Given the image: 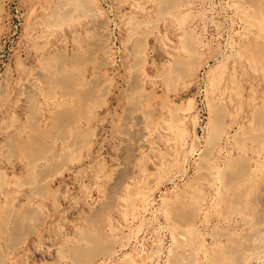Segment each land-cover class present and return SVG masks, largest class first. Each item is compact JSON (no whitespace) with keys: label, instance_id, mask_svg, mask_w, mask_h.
<instances>
[{"label":"rangeland","instance_id":"rangeland-1","mask_svg":"<svg viewBox=\"0 0 264 264\" xmlns=\"http://www.w3.org/2000/svg\"><path fill=\"white\" fill-rule=\"evenodd\" d=\"M61 1L0 0V213L12 212L0 225L13 232L1 234L0 264H264V13L247 0ZM52 62L88 101L45 87ZM73 102L81 112L48 139L52 114ZM33 123L51 152L34 147L32 164L8 138L28 139ZM99 231L101 246L83 238Z\"/></svg>","mask_w":264,"mask_h":264},{"label":"bare ground","instance_id":"bare-ground-1","mask_svg":"<svg viewBox=\"0 0 264 264\" xmlns=\"http://www.w3.org/2000/svg\"><path fill=\"white\" fill-rule=\"evenodd\" d=\"M52 1H53V0H52ZM56 1H58V0H55V2H56ZM59 1H61V0H59ZM71 1H72V0H71ZM159 1H160V0H158V2H159ZM162 1H163V2H162ZM180 1H181V0H180ZM180 1H178V2L181 3ZM244 1H245V0H244ZM248 1H249L250 5H251V10H252V7H253V9H255V10H253V11L258 10V14H259V11H260L261 13H264V0H247V2H248ZM61 2H62V1H61ZM61 2H58V3L61 4ZM176 2H177V0H161V3H162V5H163L162 7H164V9H165V8H173L172 6H174V4H176ZM245 2H246V1H245ZM0 3H1V2H0ZM50 3H51V1H50ZM53 3H54V2H53ZM62 3H63V2H62ZM81 3H82V2H81ZM161 3H158V4L160 5ZM237 3H238V2H237ZM136 4H137V3H136ZM138 4H139V3H138ZM238 4H239V3H238ZM245 4H246V3H245ZM48 5H49V1H48ZM51 5H52V4H51ZM57 5L60 6L59 4H57ZM74 5H75V4H73V6H74ZM77 5H78V4H77ZM240 5H242V4H240ZM240 5H239V6H240ZM58 6H57V7H58ZM75 6H76V5H75ZM75 6H74V7H75ZM236 6H237V5H236ZM76 7L78 8V7H80V5H78V6H76ZM138 7H139V6H138ZM174 7H178V5H177V6L175 5ZM245 7H246V6H245ZM159 8H161V7H159ZM33 9H34V8H33ZM62 9H63V8H62ZM79 9H80V8H79ZM141 9H142V8H141ZM234 9H235V8H234ZM243 9H244V8H243ZM44 10H45V9H44ZM49 10H50V9H49ZM81 10H83V8H81ZM170 10H171V9H170ZM241 10H242V9H241ZM32 11H33V10H32ZM51 11H52V10H51ZM141 11H143V10H141ZM160 11H163V9H161ZM160 11H159V12H160ZM167 11H168V10H167ZM167 11H166V12H167ZM172 11H173V9H172ZM174 11H176V10H174ZM243 11H244V10H243ZM45 12H47V11H45ZM51 13H52V12H51ZM250 13H251V12H250ZM252 13H253V12H252ZM53 14H54V13H53ZM53 14H52V15H53ZM67 14H69V13L67 12ZM67 14H66V12H65V15H66V16H67ZM258 14L256 15V13H255V15H256L257 17H258ZM52 15H51V17H52ZM55 15H57V14H55ZM61 15H62V14H61ZM65 15H64V17H66ZM161 15H163V14H161ZM161 15H160V16H161ZM167 15H168V14H167ZM240 15H241V13H240ZM259 15H260V14H259ZM171 16H172V15H171ZM250 16H252V15H248L246 18L249 19ZM256 16H252V17H251V21L254 20L253 17L255 18ZM260 16H261V15H260ZM48 17H49V16H48ZM54 17H56V16H54ZM54 17H53V18H54ZM57 17H59V16H57ZM185 17H186V16H185ZM242 17H243V16H242ZM50 19H51V18H50ZM176 19H177V16H176ZM183 19H185V18H183ZM248 19H246V20H248ZM246 20H244V21H246ZM263 20H264V19H263ZM58 21L60 22V24H62L61 21L63 22V20H61V19H59ZM65 21H66V20H65ZM240 21H241V20H240ZM242 21H243V20H242ZM249 21H250V20H249ZM46 22H47V21H46ZM46 22H44L45 25H46ZM48 22H49V21H48ZM54 22H55V21H54ZM59 22H56V23L59 24ZM253 22H254V21H253ZM49 23L52 24V23H53V20H52V22H49ZM56 23H55V24H56ZM259 23H260V22H259ZM51 24H49V26H50ZM57 24H56L57 27H60V26H61L60 24H59V26H58ZM241 24H242V22H241ZM244 24H245V23H244ZM249 24H250V23H249ZM251 24H255V22H254V23L251 22ZM256 25H257V22H256ZM47 26H48V25H47ZM49 26H48V28H49L48 30H50V27H53V25H51L50 27H49ZM242 26H243V25H242ZM248 26H249V25H248ZM261 26H262V22H261V25L259 26V28H260ZM34 27H35V26H34ZM57 27H56V28H57ZM250 27H252V25H250ZM253 27H254V26H253ZM256 27H258V25H257ZM45 28H46V27H45ZM54 28H55V27H54ZM245 28H246V27H245ZM245 28H244V29H245ZM247 28H248V27H247ZM263 28H264V27H263ZM255 29L258 30V28H255ZM243 31H244V30H243ZM246 31H247V30H246ZM249 31H250V29H249ZM252 32H253V31H252ZM259 32H260V31H259ZM261 32H262V31H261ZM249 33H250V32H249ZM247 34H248V33H247ZM253 34H254V33H253ZM261 34H262V33H261ZM249 35H250V34H249ZM254 35H255V34H254ZM257 35H258V34H257ZM41 36H42V35H41ZM259 37H261V36L259 35ZM262 37L264 38V35H263ZM43 40H44V39H43ZM75 40H76V39H75ZM260 40H262V39H260ZM259 42H260V41H259ZM259 42L257 41V43H259ZM254 43H256V42L254 41ZM254 43H253V44H254ZM257 43H256V45H257ZM263 43H264V42H263V40H262V44H259V45H263ZM47 46H48V45H45V47H47ZM81 46H82V45H81ZM253 46H254V45H253ZM43 47H44V45H43ZM45 47H44V48H45ZM182 47H183V46H182ZM186 47H187V48H186ZM186 47L184 46V50H186V52H187V51L189 50V47H188V46H186ZM258 47H259V48H258ZM192 48H193V47H192ZM192 48H190V50H191ZM254 48H255L254 50L256 51L257 55H258V53L260 52L261 57H262V55L264 56V46H255ZM80 49H81V48H80ZM187 49H188V50H187ZM192 50H193V49H192ZM194 50H195V49H194ZM244 51H245V50H244ZM190 52H191V51H190ZM190 52L188 51V54H189ZM192 52H193V51H192ZM192 52H191V53H192ZM53 53H54V52H53ZM53 53H52V54H53ZM56 53H57V51H56ZM58 53H59V52H58ZM81 53H83V52H81ZM252 53H253L252 55H256V54H254V52H252ZM257 55H256V56H257ZM53 56H54V55H53ZM55 56H57V55H55ZM81 56H83V55H81ZM180 56H181V55H180ZM237 56H239V55H237ZM176 57H178V59H177V61L175 60L176 62L174 61V63L178 64L179 66H180V65H182V66L184 65V66L182 67V69H184V67H185V63L187 62V60H186L185 63H182V62L180 61L181 58H180L179 56H175L174 59H176ZM239 57L241 58L242 56H239ZM50 58H51V57H49V59H50ZM53 58H55V57H53ZM179 58H180V60H179ZM45 59H46V58H45ZM57 59H58V58H57ZM59 59H61V58H59ZM59 59H58V60H59ZM197 59H198V58H197ZM247 59H248V58H247ZM247 59H245V60H247ZM46 60H48V59H46ZM263 60H264V59H263ZM263 60H262V61H263ZM53 61L56 62V60H53ZM60 61H61V60H60ZM78 61H79V60H78ZM178 61H180L181 63H180V62L178 63ZM247 61H248V63H250V62H249V59H248ZM247 61H246V62H247ZM58 62H59V61H58ZM62 62L64 63L63 58H62ZM62 62H60V63L62 64ZM66 62H67V61H66ZM66 62H65V64H67V63L69 64V62H67V63H66ZM259 62H260V61H259ZM60 63H59V66H58V65H56L55 63L52 62V65L49 67V70H50L51 76H50V78H49V76H48V78H47L49 84H47V85L44 84L45 87H47V86H49V85H50L51 87H56V88H57V87H61V90H65V92L62 91V92H64V93H63V95L61 94V97H62L61 99H65V98H63V97H65L66 92H67V91H70V90H71L72 93H73V92L75 93V96H82V98H83V91H84V90H79L78 88H75V87L77 86L78 82H75L74 80H70V78H71L72 76H71V77L68 76V79H67V78H64V76H61V73L63 72V70H61V69H64V67H61V69H60V68H59V67H60ZM81 63H82V62H81ZM86 63H87V61H86ZM170 63H171V62H170ZM44 64H46V63H44ZM68 64H67V65H68ZM93 64H94V63H93ZM171 64H173V63H171ZM252 64H253V62H252ZM83 65H84V64H83ZM190 65H191V64H190ZM190 65H189V67H190ZM94 66H95V65H94ZM97 66H98V65H97ZM179 66H177V68H178ZM191 66H192V65H191ZM252 66H253V65H252ZM132 67H133V66H132ZM189 67H187V68H189ZM225 67H226V66H225ZM44 68H45V67H44ZM98 68H99V67H98ZM175 68H176V66H175ZM179 68H180V67H179ZM179 68H178V69H179ZM45 69H46V68H45ZM47 69H48V68H47ZM47 69H46V70H47ZM178 69H177V71H178ZM180 69H181V68H180ZM180 69H179V70H180ZM182 69H181V70H182ZM64 70H66V69H64ZM76 70H77V69H76ZM131 70H132V69H131ZM185 70H186V69H185ZM185 70H184V71H185ZM71 71H72V70H71ZM79 71H80V70H79ZM81 71H82V70H81ZM83 71H84V70H83ZM171 71H172V69H171ZM184 71H183V72H184ZM211 71H212V70H211ZM39 72H40V71H39ZM64 72H65V71H64ZM254 72H255V71H254ZM42 73H43V72H42ZM74 73H75V72H74ZM188 73H189V72H188ZM72 74H73V72H72ZM72 74H71V72H70V75H72ZM170 75L172 76V73H171ZM99 76H100V75H99ZM180 76H181V75H180ZM38 77H39V76H38ZM42 77H44V76H42ZM42 77H41V78H42ZM45 77H46V76H45ZM65 77H66V76H65ZM73 77H74V79H75L74 74H73ZM73 77H72V78H73ZM172 77H173V76H172ZM233 77H234V76H233ZM41 78H40V79H41ZM185 78H186V77H185ZM43 79H44V78H43ZM64 79L66 80L67 84H65ZM135 80H136V79H135ZM43 81L45 82V79H44ZM88 81H90V80H88ZM88 81L86 82V84L88 83ZM46 82H47V81H46ZM46 82H45V83H46ZM63 82H64V83H63ZM79 82H80V80H79ZM81 82H82V81H81ZM81 82H80V83H81ZM98 82H99V81H98ZM80 83H79V86H80ZM82 83H83V82H82ZM219 83H220V82H219ZM211 84H212V83H211ZM90 85H91V84H90ZM93 85H94V82H93ZM100 85H101V84H100ZM130 85H131V84H130ZM83 86H84V85H83ZM97 86H98V85H97ZM133 86H135V85L133 84ZM136 86H139V85H136ZM104 87H105V86H104ZM127 87H128V86H127ZM129 87H130V86H129ZM217 88H218V87H217ZM47 89H48V88H47ZM69 89H70V90H69ZM89 89H90V88H89ZM105 89H107V88L105 87ZM105 89H104V91H103V92H104L103 95H105V91H106ZM138 89H140V88H138ZM92 90H93V89H92ZM135 90H136V89H135ZM49 91H50V90H49ZM107 91L109 92L108 89H107ZM213 91H214V90H213ZM47 92H48V91H47ZM47 92H46V90H45V93H47ZM132 92H133V91H132ZM132 92H131V93H132ZM137 92H138V91H137ZM137 92H136V93H137ZM50 93H52V92L50 91ZM50 93L48 92V94H50ZM88 93H90V92L88 91ZM91 93H92V91H91ZM131 93H130L129 95H134V94H135V92H134V94H133V93L131 94ZM140 93H141V92H140ZM39 95H40V94H39ZM45 95H46V94H45ZM52 95H53V94H52ZM84 95H85V94H84ZM89 95H90V94H89ZM93 95H94V93H93ZM138 95H140L139 92H138ZM48 96H49V95H47L46 97H48ZM69 96H73V95H70V94H69ZM87 96H88V95H87ZM87 96H84V98L86 97L85 100H84V98H83V99H82L81 97H80V98H81L82 100L86 101V100H87ZM94 96H97V95H94ZM134 96H135V95H134ZM148 96H149V95H148ZM34 97H35V96H34ZM34 97H31V98H34ZM50 97H51V96H50ZM92 97H93V96H91V100L93 101L95 98L92 99ZM99 97H100V96H97V98H99ZM35 98H36V97H35ZM51 98L53 99L54 97H51ZM66 98H67V97H66ZM71 98H72V97H71ZM88 98H90V97H88ZM130 98H132V96H131ZM137 99H138V98H137ZM137 99H136V102H137ZM34 100H35V99H34ZM49 100L52 101L51 99H49ZM54 100H55V99H54ZM82 100H81V101H82ZM89 100H90V99H89ZM131 100H133V99H131ZM141 100H142V99H141ZM145 100H146V99H145ZM145 100H144V101H145ZM149 100H150V99H149ZM216 100H217V99H216ZM216 100H214V102H216ZM75 101H76V100H75ZM87 101H88V100H87ZM98 101H99V100H98ZM32 102H33V101H32ZM34 102H38V101H34ZM34 102H33V103H34ZM90 102H91V101H90ZM130 102H131V101H130ZM134 102H135V101H133L132 103H134ZM139 102H140V101H138V103H139ZM142 102H143V101H142ZM142 102H140V103H142ZM73 103H74V102H73ZM80 103H81V107H82V104H83V103H82V102H80ZM138 103H137V104H138ZM54 104H55V103H54ZM84 104L86 105V102H84ZM87 104L89 105L88 102H87ZM91 104H92V103H91ZM59 105H60V104H59ZM76 105H77V106H76ZM85 105H84V106H85ZM132 105L134 106V104H132ZM138 105H139V104H138ZM32 106H33V105H32ZM32 106H31V107H32ZM129 106H130V108L132 107L130 104H129ZM139 106H140V105H139ZM53 107H54V105L52 104V108H53ZM57 107H58V105H57ZM60 107H61L60 109H58L59 107L57 108L59 111L55 108V109H56V116L54 115V117H53V114H52V116H51V117L53 118V124H54V125L52 124V126L55 127V128H53L54 130H53L52 132L50 131L51 133L48 134V139H49V137H51V138L54 137V134H55V132H56V130H57L58 128H59L58 130H63V128H64L65 125H66V124H65L66 117H68L67 119H69L68 122H69V121L71 122V120H73L75 117H74L73 119H70L69 117H70L71 115L74 116V114H76V109H77L78 112H81V110H80V111L78 110V103H74V104H71V103H70V104H67V105H64V106H60ZM127 107H128V106H127ZM134 107H135V106H134ZM134 107H133V108H134ZM220 107H222V106L220 105L218 108H220ZM79 108H80V107H79ZM88 108H89V106H88ZM91 108H92V107H91ZM137 108H138V106L136 105L135 110L132 109V108L129 109V110H132V111L134 110L133 112H137V111H138ZM213 108H214V107H213ZM83 109H84V108H83ZM83 109H82V110H83ZM92 109H94V108H92ZM214 109H215V108H214ZM220 109H221V108H220ZM220 109H219V110H220ZM222 109H223V107H222ZM224 109H225V107H224ZM261 109H262V108H261ZM38 110H39V109H38ZM84 110H86V108H85ZM141 110H142V109H141ZM157 110H158V109H157ZM262 110H263V109H262ZM57 111H58V112H57ZM132 111H130V112L132 113ZM154 111H155V110H154ZM224 111H225V110H224ZM33 112H34V111H33ZM35 112H36V111H35ZM84 112H85V111H83L82 113L84 114ZM130 112H128V113H130ZM146 112H147V111H146ZM87 113H89V112H87ZM214 113H215V112H214ZM218 113H221V112H218ZM262 113H263V112H262ZM93 114H94V113H92V115H91V114H89V115H91V116L93 117ZM134 114H135V113H134ZM146 114H147V113H146ZM149 114H150V113H149ZM216 114H217V113H216ZM221 114H222V113H221ZM85 115H86V114H85ZM85 115H84V116H85ZM94 115H95V114H94ZM131 115H133V114H131ZM32 116H33V115H32ZM32 116H31V117H32ZM77 116H78V115H77ZM82 116H83V115H82ZM91 116H90V117H91ZM95 116H96V115H95ZM95 116H94V117H95ZM219 116H220V114H219ZM137 117L139 118V115H138ZM221 117H222V116H221ZM223 117H224V116H223ZM71 118H72V117H71ZM79 119H80V118H79ZM83 119H84V118H83ZM85 119H86V118H85ZM85 119H84V120H85ZM214 119H215V118H214ZM214 119H213V120H214ZM263 119H264V118H263ZM74 120H75V119H74ZM125 120H127V119H125ZM259 120H260V118H259ZM261 120H262V118H261ZM261 120H260V122H261ZM30 121H31V120H30ZM126 122H127V121H126ZM128 122H130V119H129ZM143 122H144V120H143ZM143 122H142V124H143ZM177 122H178V121H177ZM80 123H82V122H80ZM140 123H141V122H140ZM223 123H224V122H223ZM72 124H74V123L72 122ZM121 124H123V123H121ZM129 124H130V123H128V125H129ZM28 125H29V124H28ZM56 125H57V126H56ZM75 125H76V123H75ZM126 125H127V124H126ZM128 125H127V126H128ZM173 125H174V124H173ZM220 125H221V124H220ZM127 126H125V127H127ZM216 126H217V125H216ZM29 127H31V128H29ZM29 127H28L29 130L31 129V130H30L31 133H29V134H31V135H30V137H29L28 139H24V140H23L22 138L20 139L19 137H21V135L19 134V136H17V138H19V139H17L15 136H14V138H10V137H9V138H8L9 140H10V139H13V140L8 141V142H9V145H10L11 147H13V150H14V149L16 150V148H18L19 146H20V147H24V148H26L27 151H29L30 156H31V157L33 156V157H34V159H33V158H31V157L28 155V157L31 158V159H30V160H31V163L33 164V163L40 162V160H36V159H35V158H36V157H35L36 155H37V156H38V154H39V155H42V154L44 155V153H45L46 151H48L47 153H50V152H51V149L49 150V147H45V146H43L44 148H41V147H40L43 143H45L44 140H46V138L44 137V134H43V133H40V131H41V128H39L40 125H37V124L33 123L32 126L29 125ZM69 127H70V126H69ZM120 127H121V126H120ZM143 127H144V126H143ZM221 127H222V125H221ZM67 128H68V127H67ZM219 128H220V127H219ZM219 128H218V129H219ZM19 129H21V128H19ZM65 129H66V127H65ZM120 129H121V128H120ZM221 129L223 130V128H221ZM24 130H25V129H24ZM58 130H57V134H58ZM85 130H86V129H85ZM63 131H64V130H63ZM66 131H67V129H66L63 133L65 134ZM86 131H87V130H86ZM127 131H128V130H127ZM219 131H220V130H219ZM219 131H218V132H219ZM27 132H28V131H27ZM74 132H75V130H74ZM74 132H73V133H74ZM76 132H77V131H76ZM76 132H75V133H76ZM125 132H126V131H125ZM216 132H217V130H216ZM63 133L61 132V136H63V135H62ZM79 133H80V132H79ZM82 133H83V132H82ZM91 133H93V132H91ZM213 133H215V132H213ZM76 134H78V133H76ZM80 134H81V133H80ZM80 134H79V135H80ZM17 135H18V134H17ZM55 135H56V134H55ZM73 135H74V134H73ZM86 135H87V134H86ZM219 135H220V134H218V136H219ZM222 135H223V134H222ZM70 136H71V134H70ZM76 136H77V135H76ZM82 136H83V134H82ZM82 136H81V137H82ZM84 136H85V135H84ZM84 136H83V137H84ZM87 136H88V135H87ZM11 137H13V135H12ZM66 137H67V134H66ZM72 137H73V136H71L70 138H72ZM85 137H86V136H85ZM77 138H80V136H79V137L77 136L75 139H77ZM134 138H135V137H134ZM80 139H81V138H80ZM135 139H136V138H135ZM81 140H82V139H81ZM84 140H85V138H84ZM60 141H61V140H60ZM69 141H70V140H69ZM69 141H68V144H70V142H72V141H70V142H69ZM75 141H76L77 143H76ZM75 141H74L73 143H71V146H69L68 144H67V146H69L70 149H72V148L74 147L73 145H74L75 143H76V144L79 143L78 140H75ZM217 141H218V140H217ZM81 142H82V141H81ZM81 142H80V143H81ZM87 142H88V141H87ZM90 142H91V141H90ZM123 142H124V140H123ZM139 142H140V141H139ZM53 143H54V142H53ZM62 143H63V142H62ZM64 143H66V142H64ZM64 143H63V145H64ZM82 143H83V142H82ZM91 143H92V142H91ZM72 144H73V145H72ZM76 144H75V145H76ZM51 145H53V144H51ZM36 146H37L38 148H37ZM130 146H131V145H130ZM34 147L37 148V149H35V150H37V153H38V150H39V147H40V148L43 150V151H40V152H42V153H41V154H40V153L36 154V153H35L36 151H35V152L33 151V150H34ZM52 147H53V146H52ZM76 147H78V146H76ZM79 147H80V146H79ZM62 148H63V146H62ZM123 148H124V147H123ZM7 149H8V147H7ZM64 149H66V148H64ZM68 149H69V148H68ZM133 149H135V148H133ZM133 149H132V150H133ZM136 149H137V148H136ZM136 149H135V150H136ZM66 150H67V149H66ZM74 150H75V149H74ZM16 151H18V150H16ZM16 151H15V153H16ZM32 151H33V153H32ZM63 151H64V150H63ZM67 151H68V150H67ZM75 151H77V148H76ZM13 152H14V151H13ZM189 152H190V151H189ZM11 153H12V152H11ZM34 153H35V154H34ZM60 153H61V152H60ZM64 153H65V151H64ZM125 153H126V152H125ZM132 153H133V152H132ZM33 154H34L35 156H34ZM53 154L56 155L55 153H53ZM58 154H59V153H58ZM62 154H63V153H62ZM47 155L49 156V154H47ZM66 155H67V154H66ZM126 155H127V154H126ZM203 155H204V154H203ZM59 156H60V154H59ZM28 157H27V158H28ZM38 157H39V156H38ZM54 157H55V156H54ZM57 157H58V156H57ZM40 158H41V157H40ZM44 158H45V157H43V159H44ZM48 158H49V157H48ZM59 158H60V157H59ZM129 158H130V157H129ZM30 160H29V162H30ZM36 161H37V162H36ZM32 164H31V165H32ZM31 165H30V163H29L28 168H30V170H32V169H31V167H32ZM34 165H35V164H34ZM30 166H31V167H30ZM205 168H206V167H205ZM33 169H34V168H33ZM227 170H228V169H227ZM32 171H33V170H32ZM119 171H120V170H119ZM30 172H31V171H30ZM230 172H231V171H230ZM230 172H229V173H230ZM32 173H33V175H32V174H31V175H32V177H33L35 173H34V171H33ZM240 174H241V173H240ZM247 174H249V173L247 172ZM247 174H245L246 177H244L243 179L247 178L248 176L250 177V174H249V175H247ZM238 176H240V175H238ZM242 176H244V175H242ZM200 178H201V177H200ZM238 178H239V177H238ZM34 179H35V178H34ZM221 179H222V178H221ZM227 179H228V178H227ZM231 179L233 180V178H231ZM35 180H36V179H35ZM212 180H213V178H212ZM213 181H214V180H213ZM237 181H238V179H237ZM240 181H241V182H239V184L242 183V181H244V180L240 179ZM245 181H246V180H245ZM34 182H36V181H34ZM117 182H118V181H117ZM232 182H233V181H232ZM229 183H230V181H229ZM234 184H235V183H234ZM234 184H231L232 187L235 186ZM239 184L236 182V186H238ZM242 184H243V183H242ZM115 186H116V185H115ZM115 188H116V187H115ZM233 188H234V187H233ZM236 188H237V187H236ZM236 188H235V189H236ZM129 190H130V189H129ZM231 190H232V189H231ZM132 191H134V190H132ZM132 191H131V192H132ZM136 192H137V191H136ZM134 193H135V192H134ZM134 193H131V194L134 195V197L136 198V196H135L136 193H135V194H134ZM224 193H225V192H224ZM112 194H113V193H112ZM207 194H208V193H207ZM209 194H210V193H209ZM128 195H129V194H128ZM117 196H118V195H117ZM130 196H131V195H130ZM119 197H120V196H119ZM129 198H130L129 200H131V197H129ZM133 199H134V198H133ZM136 199H137V198H136ZM141 199H142V198H141ZM127 200H128V199H127ZM144 200H145V199H144ZM222 200H223V199H222ZM224 200H225V199H224ZM132 201H134V200H132ZM132 201H131V202H132ZM204 201H205V200H204ZM128 203H129V202H128ZM133 203H134V202H133ZM238 203H239V201H238ZM130 204H131V203H130ZM202 204H203V203H202ZM237 205H238V204H237ZM197 206H198V205H197ZM230 206H231V205H230ZM239 206H240V205H239ZM2 207H3V206H2ZM5 207L7 208V206H5ZM211 207H212V206H211ZM6 208H3V210L1 209L0 216L8 215V213L12 214V212H11V210H10V212H9V211H8V212H5V213H7V214H5V215H1V214L4 212V209H6ZM8 209H9V208H8ZM173 210H174V209H173ZM6 211H7V210H6ZM31 211H32V210H31ZM24 212H25V211H24ZM10 214H9V215H10ZM26 214H27V212H26L24 215H26ZM30 214H32V213L30 212ZM30 214H29V216H31ZM146 214H147V213H146ZM16 215H17V214H16ZM19 215H20V214H19ZM254 215H255V214H254ZM176 216H178V215H176ZM249 216H251V215H249ZM8 217H9V216H8ZM8 217L6 216V218H8ZM10 217H11V215H10ZM12 217H13V216H12ZM12 217H11V218H12ZM14 217L16 218V216H14ZM14 217H13V218H14ZM24 217H25V216H23V218H24ZM3 218H4V217H3ZM3 218H0V219H2L1 222L3 221L4 224H5V223H6V218H4V220H3ZM13 218H12V219H13ZM15 218H14V219H15ZM31 218H32V217H31ZM178 218H179V217H178ZM230 218H231V217H230ZM14 219H13V220H14ZM17 219H18V218H17ZM205 219H206V217H205ZM191 220H193V217L191 218ZM172 221H173V220H172ZM206 221H207V220H206ZM3 222H2V223H3ZM7 222H9V221H7ZM11 222H12V221H11ZM9 223H10V222H9ZM100 223H101V222H100ZM189 223H190V222H189ZM235 223H236V222H235ZM12 224H13V223H12ZM171 224L174 225L175 223H171ZM187 224H188V221H187ZM7 225H8V224H6L5 226H7ZM9 225H10V224H9ZM14 225H16V224H14ZM173 225H172V226H173ZM188 225H189V224H188ZM195 225H196V224H195ZM0 226H3V225H0ZM18 226H19V225H17V226H11V228L14 227L15 229H16V228L19 229ZM93 226H95V225H93ZM93 226H92V227H93ZM191 226H192V225L190 224V226L188 227V228H189V229H188L189 232L187 233L188 235H190L191 232L195 234L194 230L192 229V228H194V226H192V228H191ZM217 226H218V224H217ZM9 227H10V226H9ZM99 227H100V226H99V224H98V226H96L95 229H97V228H99ZM173 227H174V226H173ZM221 227H222V226H221ZM3 228H4V230L0 227V229L3 230V233H1V230H0V237H1V234H4V235L6 236L5 233H7L8 230H10V228L7 229V227H4V226H3ZM100 228H102V227H100ZM100 228H99V229H100ZM186 228H187V225H186ZM5 229H7V230H5ZM12 229H13V228H12ZM21 229H23V227H22ZM191 229H192L193 231H191ZM194 229H195V228H194ZM219 229H220V228H219ZM100 230H101V229H100ZM102 230H103V229H102ZM175 230H176V229H175ZM185 230H187V229H185ZM195 230H196V229H195ZM221 230H222V229H221ZM13 231H15V230H13ZM94 231H95V230H94ZM10 233L13 234V232H12L11 230H10ZM16 233H17V232L15 231L14 234H16ZM19 233H20V232H19ZM192 233H191V234H192ZM96 234H97V233H96ZM111 234H112V233H111ZM84 235H87V234H84ZM84 235H83V238H84L87 242H89L90 245H95V246H97V244H98V245L100 244V241L103 240V237H104V239H105V236L102 237V235H101V231H99V232H98V235H96L95 237L93 236V234L91 235V237H90L89 235L84 237ZM94 235H95V234H94ZM227 235H228V234H227ZM184 236H185V235H184ZM192 236H193V234H192ZM214 236H215V235H214ZM217 237H218V236H217ZM224 237H225V236H224ZM181 238H182V237H181ZM106 239H107V238H106ZM106 239H105V240H106ZM112 239H113V238H112ZM187 239H188V238H187ZM226 239H227V238H226ZM81 240H82V237L80 238V241H81ZM229 240H230V239H229ZM232 240H233V238H232ZM227 241H228V240H227ZM233 241H234V240H233ZM235 241H236V240H235ZM75 242H76V241H75ZM87 242H86V243H87ZM184 242H185V241H184ZM82 243H83V242H82ZM84 243H85V242H84ZM101 243H102V242H101ZM103 243H104V240H103ZM88 245H89V244H88ZM106 245H107V244H106ZM191 245H193V244H191ZM191 245H190V246H191ZM196 245H197V243H196ZM95 246H94V247H95ZM99 246H101V245H99ZM99 246H98V247H99ZM103 246H104V245H103ZM109 246H110V245H107L106 247L104 246L105 249H102V248H104V247H102L101 249H102L103 251H105V252H101V253H106L107 251H110V252L113 251V249L110 250V247H109ZM182 246H183V244H182ZM223 246H224V245H223ZM240 246H241V244H238V251H239V249H240ZM90 247H91V246H90ZM90 247H88V249H89ZM98 247H97L98 250L96 249L97 251H99V248H98ZM219 247H221V246H219ZM231 247H233V246H231ZM82 248H83V247H82ZM82 248L79 249V250L81 251ZM92 248H93V247H91V249H92ZM221 248H222V247H221ZM235 248L237 249V247L231 248V251H232L233 249L236 250ZM245 248H246V247H245ZM175 249H176V248H175ZM204 249H205V248H204ZM243 249H244V248H243ZM79 250H77V251H78L77 253L74 252V253H75L74 255H76V257L80 256V255H79V252H80ZM89 250H90V249H89ZM92 250H94V249H92ZM92 250H90V251H92ZM96 250H94V251H96ZM189 250H190V249H189ZM229 250H230V249H229ZM229 250H228V251H229ZM245 250H246V249H245ZM100 251H101V250H100ZM225 251H226V249H225ZM228 251H227V253H228ZM82 252H83V251H82ZM86 252H87V251H85L84 253H86ZM110 252H109V253H110ZM222 252H224L223 249H222ZM255 252H256V251H255ZM257 252H258V250H257ZM257 252H256V253H257ZM72 253H73V252H72ZM98 253H100V252H98ZM230 253H231V252H230ZM235 253H236V252L233 251V253L231 254L232 257H229L230 254L227 255L226 252H225L224 254L227 255V256L229 257V259H230V258L232 259V258H233V255H234ZM69 254H70V253H69ZM93 254H94V253H91L90 256H89V254H88V256L92 258V257L95 255V254H94V255H93ZM170 254H171V253H170ZM182 254H183V253H182ZM182 254L179 253V255H182ZM216 254H217V253H215V255H216ZM246 254H247V253H245V255H246ZM82 255H83V254H82ZM217 255H218V254H217ZM217 255H216V256H217ZM221 255H223V254H221ZM245 255H244V257H245ZM83 256H84V255H83ZM85 256H87V254H86ZM88 256H87V257H84V258H89ZM95 256H96V255H95ZM0 257H1V256H0ZM217 257H219V255H218ZM220 257H221V256H220ZM223 257H225V256H223ZM91 258H89V259H91ZM93 258H96V257H93ZM240 258H241V260H243V258L241 257V255H240ZM220 259H222V257H221ZM220 259H219V260H220ZM223 259H224V258H223ZM231 259H230V260H231ZM236 259H237V258H236ZM236 259H235V260L232 259V261H229V262H233V261L236 262ZM82 260H83V259H82ZM87 260H88V259H87ZM210 260H211V259H210ZM210 260H209V261H210ZM213 260H214V259H213ZM224 260H225V259H224ZM238 260L240 261V259H238ZM0 261H1V259H0ZM79 261H80V258H79ZM83 261H84V260H83ZM83 261H81V262H83ZM92 261H93V260H92ZM215 261H217V260H215ZM1 262H2V261H1ZM85 262H86V259H85L84 263H85ZM87 262H89V261H87ZM90 262H91V261H90ZM191 262H192V261H191ZM223 262H225V261H223ZM237 262H238V261H237ZM84 263H83V264H84ZM91 263H92V262H91ZM211 263H212V262H211ZM219 263H221V262H219ZM86 264H87V263H86ZM174 264H183V263H182L181 259H179V258L177 257V258L175 259V261H174ZM226 264H227V263H226ZM239 264H240V263H239Z\"/></svg>","mask_w":264,"mask_h":264}]
</instances>
